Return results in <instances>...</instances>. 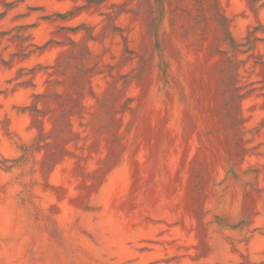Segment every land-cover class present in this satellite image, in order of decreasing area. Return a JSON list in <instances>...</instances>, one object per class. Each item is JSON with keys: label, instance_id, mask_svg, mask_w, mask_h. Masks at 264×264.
I'll list each match as a JSON object with an SVG mask.
<instances>
[{"label": "rangeland", "instance_id": "rangeland-1", "mask_svg": "<svg viewBox=\"0 0 264 264\" xmlns=\"http://www.w3.org/2000/svg\"><path fill=\"white\" fill-rule=\"evenodd\" d=\"M0 264H264V0H0Z\"/></svg>", "mask_w": 264, "mask_h": 264}]
</instances>
